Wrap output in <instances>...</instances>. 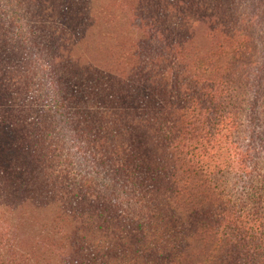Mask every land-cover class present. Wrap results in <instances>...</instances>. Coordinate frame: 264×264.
Wrapping results in <instances>:
<instances>
[{
    "label": "trees",
    "instance_id": "1",
    "mask_svg": "<svg viewBox=\"0 0 264 264\" xmlns=\"http://www.w3.org/2000/svg\"><path fill=\"white\" fill-rule=\"evenodd\" d=\"M13 1H6L14 9L11 24L34 53V67L14 74L0 58V215L29 203L54 211L68 226L60 264H264L258 149L247 145L238 154L257 173L244 168L241 184L231 186L222 151L215 148L214 162L205 147L224 131L244 134L243 123L220 112L225 98L238 97L231 76L255 54L245 59L242 42L230 77L218 80L206 70L196 76L183 67L179 40L169 42L156 30L147 31L137 46L136 66L123 76L69 59L54 66L58 59L45 61L35 32L24 31L21 2ZM151 1L174 16L186 4L143 2ZM184 17L179 30L188 36L181 44L192 37ZM210 17L218 22L211 31L246 37L239 22L231 32L216 13ZM57 31L68 36L65 29ZM87 31L81 26L77 37L69 36L71 45ZM21 85L23 98L1 89ZM258 151L264 154V144ZM208 162L219 168L217 174ZM11 189L22 197L6 203L2 192Z\"/></svg>",
    "mask_w": 264,
    "mask_h": 264
},
{
    "label": "rangeland",
    "instance_id": "2",
    "mask_svg": "<svg viewBox=\"0 0 264 264\" xmlns=\"http://www.w3.org/2000/svg\"><path fill=\"white\" fill-rule=\"evenodd\" d=\"M6 1L0 0V58L7 61L5 68L8 72L16 74L21 71L22 74L34 67V58L30 55L34 53L22 43L20 28L12 26L10 12L14 9L9 10ZM18 1L22 5L23 30L35 32L34 42L44 48L42 54L45 61L53 57V60L58 59L54 66L69 59L73 65L81 68L92 66L118 77L123 76L136 66L137 46L145 41L147 31L155 33L158 30L169 42L179 40L175 46L182 50L183 67H187L192 75L197 76L206 70L215 79L223 80L230 77L234 62L238 59L236 50L243 42L247 48L246 55H243L245 59H249L251 54H255V57L249 66L239 69L238 76H231L234 82L230 86L236 89L238 97L226 101L225 98L220 113L227 115L230 112L231 119L243 123L244 134L238 138L231 131H224L215 143L205 142L208 149L206 158L214 161L211 156L215 148L222 151L227 162V181L231 186L236 180L241 184L238 176H244L242 169L257 173V167L254 169L248 159L238 154L247 145L261 150L264 144V0H186L184 13L176 16L166 11L167 16L155 8L154 2L146 3L144 0ZM47 7L50 9L45 12ZM214 13L230 31L239 22L237 27L246 37H227L221 28L211 31L212 25H218L217 20L210 17ZM183 15L189 21L191 29L188 34L192 36L185 44L180 43V38H186L187 32L179 30ZM46 21H52V27ZM81 26H87L88 31L79 42L73 38L71 45L69 36L77 37ZM58 28L65 29L68 36L62 37ZM60 37L69 40L70 44L60 40ZM56 43L59 47L54 49ZM64 63L60 62L59 65ZM1 89L7 90L9 97L13 95L15 98L18 93L22 98L25 96L23 85L2 86ZM258 150L256 161L259 159L258 168L264 172V154ZM214 162L208 163L211 171L217 174L219 168L214 166ZM191 180L196 181L195 178ZM257 186L261 188L262 183L258 182ZM31 188L24 191L29 195ZM19 197H22V192L17 189L2 192V200L6 203L9 198ZM9 211L0 215V264H60L66 252V223L54 211L30 203Z\"/></svg>",
    "mask_w": 264,
    "mask_h": 264
}]
</instances>
